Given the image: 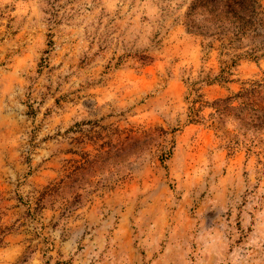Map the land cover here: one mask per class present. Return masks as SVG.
<instances>
[{
	"label": "rangeland",
	"instance_id": "1",
	"mask_svg": "<svg viewBox=\"0 0 264 264\" xmlns=\"http://www.w3.org/2000/svg\"><path fill=\"white\" fill-rule=\"evenodd\" d=\"M189 1L0 0V264H264V57Z\"/></svg>",
	"mask_w": 264,
	"mask_h": 264
},
{
	"label": "trees",
	"instance_id": "2",
	"mask_svg": "<svg viewBox=\"0 0 264 264\" xmlns=\"http://www.w3.org/2000/svg\"><path fill=\"white\" fill-rule=\"evenodd\" d=\"M182 23L188 33L200 38L203 50L207 53L216 50L218 53L219 71L212 78L207 77L209 84L230 81L234 67L242 58L264 57L262 0H190ZM249 95L252 94L243 92L237 96L247 98ZM218 102L221 99L213 103ZM189 112L195 115L194 108Z\"/></svg>",
	"mask_w": 264,
	"mask_h": 264
}]
</instances>
